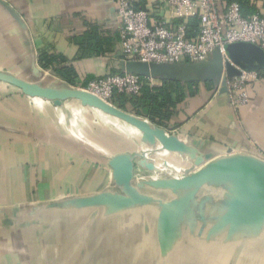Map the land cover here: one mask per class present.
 <instances>
[{"label":"water","instance_id":"obj_1","mask_svg":"<svg viewBox=\"0 0 264 264\" xmlns=\"http://www.w3.org/2000/svg\"><path fill=\"white\" fill-rule=\"evenodd\" d=\"M0 5L28 33L16 9L6 0ZM227 50L231 58L227 62L215 49L199 61L158 63L118 57L114 67L145 78L204 86L213 81L206 101L216 91L226 94L235 111L241 107L233 106L228 82L242 70L263 69L264 48L241 41L228 44ZM24 73L28 76L0 67V82L57 106L70 103L99 110L140 134L127 127L136 141L107 157L111 177L104 189L20 206L0 219V228L42 230L54 221L84 219L83 231L68 239L98 246L107 258L105 264H112L113 254L117 264H264L263 158L231 150L217 154L204 139H183L170 132L172 125H158L91 91L57 81L36 55ZM79 256L74 251L73 264H80ZM91 256L87 253L81 263L87 264Z\"/></svg>","mask_w":264,"mask_h":264},{"label":"crops","instance_id":"obj_2","mask_svg":"<svg viewBox=\"0 0 264 264\" xmlns=\"http://www.w3.org/2000/svg\"><path fill=\"white\" fill-rule=\"evenodd\" d=\"M6 1L24 18L28 33L0 5V67L28 76L24 72L32 56L38 59L40 50H48L64 55L67 64L75 67L76 84L116 70L114 63L121 55L116 0ZM258 8L264 10L263 1L258 2ZM94 26L110 42L99 54H85L77 38ZM42 68L57 81L67 82L52 69ZM250 71L257 77L248 82V106L234 111L226 94L217 91L206 101L214 82H206L209 88L198 82L197 93L187 96L180 104L181 111L170 121L174 127L170 132L192 141L204 139L217 154L231 150L264 159V68ZM152 79L158 86L166 81ZM189 82L194 81L180 83ZM89 117L107 120L114 128H126L99 110L70 103L57 106L0 82V219L29 203L97 192L108 185L111 169L107 157L126 148L121 147L124 141L119 140L114 128L90 127ZM127 127L133 134H140ZM53 223L44 224L42 230L38 226L25 229L3 225L0 264H73L74 251L80 252L81 258L91 253L87 264H105L107 258L98 246L68 239L74 232L83 231L84 219L73 222L66 218ZM111 260L115 264V254Z\"/></svg>","mask_w":264,"mask_h":264},{"label":"built area","instance_id":"obj_3","mask_svg":"<svg viewBox=\"0 0 264 264\" xmlns=\"http://www.w3.org/2000/svg\"><path fill=\"white\" fill-rule=\"evenodd\" d=\"M114 12L119 21L120 58L146 62L199 61L215 49L224 62L231 61L227 46L251 42L264 48V12L244 16L237 1L222 0H116ZM196 20L192 27L190 21ZM257 73L242 70L229 81L235 108L251 102L248 82ZM150 86H158L146 78ZM143 77L131 72L107 71L77 87L91 91L113 103L116 94H139Z\"/></svg>","mask_w":264,"mask_h":264},{"label":"trees","instance_id":"obj_4","mask_svg":"<svg viewBox=\"0 0 264 264\" xmlns=\"http://www.w3.org/2000/svg\"><path fill=\"white\" fill-rule=\"evenodd\" d=\"M229 2L232 0H222ZM240 4L242 14L250 16L258 11V2L264 0H234ZM264 12V10H263ZM192 27L197 26V21L189 22ZM78 41L82 51L85 54L95 52L101 53L105 49V45L110 42V39L101 34L99 28L94 26L91 30L78 36ZM85 55L82 54L81 57ZM67 58L60 53H51L48 50H40L38 61L40 65L47 69H52L54 74L66 80L70 84H76L77 71L71 64H67ZM113 72H121L113 70ZM95 76L87 77L83 83L93 79ZM144 85L139 94H116L113 97V103L117 106L148 117L151 121L158 125L168 126L172 118L181 111L180 104L185 101L189 94L195 95L198 91V82H189L185 85L178 81H163L160 86H150L147 80L143 77ZM209 88L210 84L206 83Z\"/></svg>","mask_w":264,"mask_h":264},{"label":"rangeland","instance_id":"obj_5","mask_svg":"<svg viewBox=\"0 0 264 264\" xmlns=\"http://www.w3.org/2000/svg\"><path fill=\"white\" fill-rule=\"evenodd\" d=\"M87 123L90 124L89 126L90 127H96V128H99V127H106L107 129H110V128H114L113 126H111L110 122L108 123L107 120H103L102 121H98L97 119H93V117H89L87 119ZM104 124V126H101V125ZM105 125H108V126H105ZM88 126V125H87ZM81 127V125H80ZM114 131H116L115 133L117 135H119V140H122L124 142H130V141H133L135 140L136 141V136H134L133 134H131L129 132V130L126 128H114L112 129ZM121 147L123 148H131V145H127L126 143H121ZM130 252H131V249H129ZM115 264H117L116 260H115Z\"/></svg>","mask_w":264,"mask_h":264},{"label":"bare ground","instance_id":"obj_6","mask_svg":"<svg viewBox=\"0 0 264 264\" xmlns=\"http://www.w3.org/2000/svg\"><path fill=\"white\" fill-rule=\"evenodd\" d=\"M110 117V116H109ZM131 127H133V126H131ZM134 129H136L135 127H133ZM137 130V129H136ZM138 131V130H137Z\"/></svg>","mask_w":264,"mask_h":264}]
</instances>
